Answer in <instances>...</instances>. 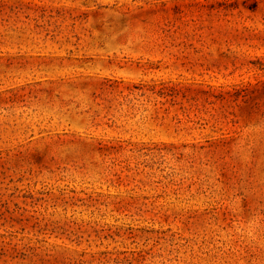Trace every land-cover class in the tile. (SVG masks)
<instances>
[{
    "label": "rangeland",
    "instance_id": "374dc122",
    "mask_svg": "<svg viewBox=\"0 0 264 264\" xmlns=\"http://www.w3.org/2000/svg\"><path fill=\"white\" fill-rule=\"evenodd\" d=\"M0 264H264V0H0Z\"/></svg>",
    "mask_w": 264,
    "mask_h": 264
}]
</instances>
